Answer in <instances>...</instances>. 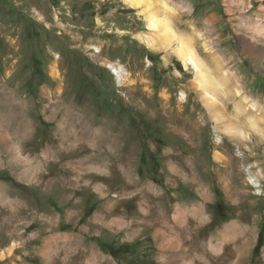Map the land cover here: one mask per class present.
Instances as JSON below:
<instances>
[{
	"label": "rangeland",
	"instance_id": "obj_1",
	"mask_svg": "<svg viewBox=\"0 0 264 264\" xmlns=\"http://www.w3.org/2000/svg\"><path fill=\"white\" fill-rule=\"evenodd\" d=\"M142 2L0 0V264H172L156 233L179 231L180 204L204 205L195 232L221 238V255L199 246L188 264H264V137L246 132L245 153L208 110L227 92L264 109V0ZM147 14L168 48L148 46L162 40Z\"/></svg>",
	"mask_w": 264,
	"mask_h": 264
},
{
	"label": "bare ground",
	"instance_id": "obj_2",
	"mask_svg": "<svg viewBox=\"0 0 264 264\" xmlns=\"http://www.w3.org/2000/svg\"><path fill=\"white\" fill-rule=\"evenodd\" d=\"M142 1L145 2L147 0H125L129 7L135 9L141 8ZM146 18L149 22V29L151 28L156 31H161V34L157 33L156 35L163 41L160 40L162 44H158L156 41L159 40H147L148 46L156 51L168 48L171 43L170 37L173 36L168 23L161 20L159 16L152 14H147ZM145 37L149 39V36ZM176 54L186 65H190L196 72V81L198 85L203 86L204 88L211 84L212 76L204 66V63L194 53L191 44H181V46L176 48ZM112 66L111 71L117 76L119 82L122 83L123 76H126L125 69H123V67L115 68V64ZM225 95H227V98L225 99L224 106L221 107V110L216 109L212 103L208 106L209 115L213 117L214 122L216 123L215 129L218 131H226L229 137H231V139L246 153L247 150L245 147L248 144L246 132L249 131L253 137L250 144H254L259 141L260 137H264V115L262 116L264 109L261 107L259 101H251L244 97L241 92L231 94L227 92ZM182 98H185V94H182ZM250 101L251 103H249ZM259 110H261V113H259ZM194 124L192 127H196ZM222 146L220 149L223 150ZM227 154L228 153H226V155ZM230 158H232V156ZM221 159H223V157ZM230 162L231 161H229V163ZM82 167L83 165L80 166L81 169ZM205 212V207L202 204L194 205L191 208L184 204H180L176 207V215L174 216L179 231H176V228L170 226L166 231H158L156 233L157 238L161 239V248L163 252H166L164 257L169 262L172 264H188L187 260L191 259L189 258L191 256L190 254L196 255V252L194 251L197 250L199 246L200 248L210 246V251L213 254L221 255L222 248L219 247V243L216 242L221 239L220 235L216 237L211 236L210 239H201V236L197 233V229L199 224L203 221ZM251 239L252 238L250 237V240L248 239L245 242L248 246L250 245ZM181 251L182 254H180Z\"/></svg>",
	"mask_w": 264,
	"mask_h": 264
},
{
	"label": "trees",
	"instance_id": "obj_3",
	"mask_svg": "<svg viewBox=\"0 0 264 264\" xmlns=\"http://www.w3.org/2000/svg\"><path fill=\"white\" fill-rule=\"evenodd\" d=\"M149 155H150V157H155L154 154L149 153L146 145H144V151H143V154H142V157H141V161H142L143 164L146 163L147 156L149 157ZM2 179L6 180V181H9V182H13V179L11 177H9V176H5ZM153 179L155 180V178H153ZM219 207H221V210H219V212L223 213L224 208H222V206H219ZM217 211H218V209H217ZM228 219H229V216L227 214H225L223 216V218H222V221H226ZM66 228H70V227L66 226ZM98 242L100 243V247H101V249L103 251L111 254L115 258H119V254L120 253H124V254L128 253L129 249H130V246H128V245H123V246H120V247L116 248L112 244H108V243L106 244V243H103L101 241H98ZM263 244H264V225H263V227L261 229L257 245H256V247L254 249V255L256 257L259 256L260 251H261V249L263 247ZM147 264H157V263L154 260H149L147 262Z\"/></svg>",
	"mask_w": 264,
	"mask_h": 264
},
{
	"label": "built area",
	"instance_id": "obj_4",
	"mask_svg": "<svg viewBox=\"0 0 264 264\" xmlns=\"http://www.w3.org/2000/svg\"><path fill=\"white\" fill-rule=\"evenodd\" d=\"M114 74V73H113ZM115 75V74H114ZM115 77L117 78V76L115 75Z\"/></svg>",
	"mask_w": 264,
	"mask_h": 264
}]
</instances>
